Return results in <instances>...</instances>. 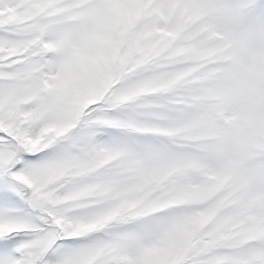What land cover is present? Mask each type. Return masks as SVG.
<instances>
[{"label":"snow or ice","instance_id":"1","mask_svg":"<svg viewBox=\"0 0 264 264\" xmlns=\"http://www.w3.org/2000/svg\"><path fill=\"white\" fill-rule=\"evenodd\" d=\"M0 264H264V0H0Z\"/></svg>","mask_w":264,"mask_h":264}]
</instances>
